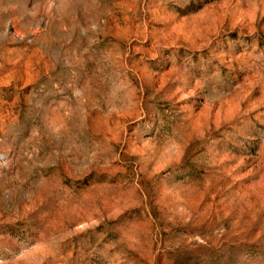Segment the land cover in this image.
I'll return each instance as SVG.
<instances>
[{"label": "rangeland", "instance_id": "obj_1", "mask_svg": "<svg viewBox=\"0 0 264 264\" xmlns=\"http://www.w3.org/2000/svg\"><path fill=\"white\" fill-rule=\"evenodd\" d=\"M0 264H264V0H0Z\"/></svg>", "mask_w": 264, "mask_h": 264}]
</instances>
